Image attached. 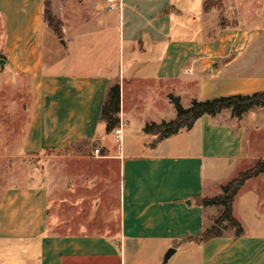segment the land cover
Here are the masks:
<instances>
[{"label":"crops","instance_id":"crops-1","mask_svg":"<svg viewBox=\"0 0 264 264\" xmlns=\"http://www.w3.org/2000/svg\"><path fill=\"white\" fill-rule=\"evenodd\" d=\"M49 1L60 35L44 19V0H0V67L32 84L23 148L96 141L119 170L117 228L92 230L67 215L50 221L43 185L8 186L0 264H264L262 173L233 196L240 234L226 224L218 236L192 239L222 210L199 199L264 158V107L239 118L228 109L202 114L157 141L143 130L175 117L169 94L187 107L264 89V0ZM115 82L119 123L106 131L100 110Z\"/></svg>","mask_w":264,"mask_h":264},{"label":"rangeland","instance_id":"rangeland-1","mask_svg":"<svg viewBox=\"0 0 264 264\" xmlns=\"http://www.w3.org/2000/svg\"><path fill=\"white\" fill-rule=\"evenodd\" d=\"M2 32L0 18V64ZM31 97L32 84L27 76L0 67V194L8 186L43 185L50 195V221L57 215H67L70 221L91 222L92 230L115 232L120 183L117 164L103 158L101 149L98 157L93 156L96 141L25 151ZM260 135L264 139V130ZM240 167L243 168L234 177L251 166ZM226 224L223 221L219 227L225 230Z\"/></svg>","mask_w":264,"mask_h":264},{"label":"trees","instance_id":"trees-1","mask_svg":"<svg viewBox=\"0 0 264 264\" xmlns=\"http://www.w3.org/2000/svg\"><path fill=\"white\" fill-rule=\"evenodd\" d=\"M43 16L46 22L52 26L54 32L60 35L59 22L52 15L50 1L44 0ZM176 115L174 118L159 123L149 122L143 127L147 133L156 134L154 141L167 137L181 128H189L202 114L215 115L224 109L230 111L233 117L241 115L254 107H264V89L250 93H232L217 95L205 99H192L187 107H183L178 97L169 94ZM119 84L113 83L107 90L106 97L100 110V119L105 122L106 131H110L119 123ZM262 173L264 175V158L258 159L251 167L240 172L236 177L221 186V193L212 197L199 199L201 205H220L222 210L210 227H207L200 235L192 239L200 242L222 233L219 227L223 221L234 227L235 234L242 232L240 222L232 215V200L238 187L249 177Z\"/></svg>","mask_w":264,"mask_h":264},{"label":"built area","instance_id":"built-area-1","mask_svg":"<svg viewBox=\"0 0 264 264\" xmlns=\"http://www.w3.org/2000/svg\"><path fill=\"white\" fill-rule=\"evenodd\" d=\"M107 2L109 3V7L118 5V1L117 0H107ZM114 131H115L116 136H119V134H120V126L115 128ZM93 153H94V155H98L99 154V149L97 147H95L93 149Z\"/></svg>","mask_w":264,"mask_h":264},{"label":"water","instance_id":"water-1","mask_svg":"<svg viewBox=\"0 0 264 264\" xmlns=\"http://www.w3.org/2000/svg\"><path fill=\"white\" fill-rule=\"evenodd\" d=\"M172 252H173V248H169L165 253L164 258L166 259Z\"/></svg>","mask_w":264,"mask_h":264}]
</instances>
